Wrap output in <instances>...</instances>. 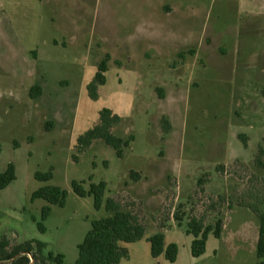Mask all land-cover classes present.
Masks as SVG:
<instances>
[{
	"label": "rangeland",
	"instance_id": "obj_1",
	"mask_svg": "<svg viewBox=\"0 0 264 264\" xmlns=\"http://www.w3.org/2000/svg\"><path fill=\"white\" fill-rule=\"evenodd\" d=\"M104 108L121 118L113 134L134 138L121 157L102 140L78 152ZM263 136L264 0H0V173L16 171L0 191V240L10 249L39 241L73 264L91 222L109 214L72 182L103 181L105 198L130 205L146 227L122 244L129 257L119 264H256L259 219L239 203L264 212ZM48 171L50 181L35 178ZM45 186L67 191L64 207L31 200ZM218 212L222 237L193 257L186 222L210 224ZM157 232L177 245L174 263L152 257Z\"/></svg>",
	"mask_w": 264,
	"mask_h": 264
},
{
	"label": "trees",
	"instance_id": "obj_2",
	"mask_svg": "<svg viewBox=\"0 0 264 264\" xmlns=\"http://www.w3.org/2000/svg\"><path fill=\"white\" fill-rule=\"evenodd\" d=\"M107 59L100 62L98 72L94 80L88 85V90L93 99L98 98V86L105 84ZM39 86H34L30 90L32 98L40 95ZM162 92V89H160ZM121 121V118L113 113L110 109L104 108L100 112V122L98 125L86 131L77 139L78 152L86 151L94 141L102 140L106 145L111 147L117 156L123 155V147L128 148L134 140L130 135L127 139L117 137L113 134L112 129ZM264 142V136H263ZM246 146V142L244 141ZM264 156L263 147L258 148L255 162L259 166H264L262 158ZM222 169V167H218ZM130 176L138 180L139 173L131 172ZM35 178L39 181L47 182L53 178L51 171L46 173H37ZM16 179V171L13 164H9L7 169L0 173V191L8 187ZM107 184L100 182L91 184L89 190H85L80 182L73 181L72 189L77 196H93L94 208H102L109 214L105 218L91 222V229L86 234L83 242L78 245V258L73 264H119V262L129 257L127 248L122 244L136 242L143 238L146 233V227L141 222L137 214L128 209V204L115 197L105 198ZM67 191L58 186H45L39 188L31 196V200H44L51 205L64 207L66 204ZM264 204V202H263ZM210 206V205H209ZM212 210L215 209L214 205ZM239 206H244L252 210L259 219V236L256 244V264H264V212L252 204H246L243 201ZM183 204H179L178 209L173 214L174 220L179 227L184 225L185 212L181 211ZM211 208V207H210ZM50 214V208L45 207L42 219L45 220ZM204 215L200 218L191 217L186 222L185 233L193 236L191 254L193 257H199L205 252L206 243L209 236L212 235L217 239L222 237L224 221L221 213L218 212L215 221L205 224ZM40 231L44 232L45 228L42 223H38ZM151 247V255L157 258L164 254L167 261L174 263L177 259L178 247L176 244H166L162 232H157L148 237ZM46 244L39 241H27L15 245L10 249V242L3 238L0 240V264H31L33 260L36 264H68L65 262L64 255H54L52 252L44 253Z\"/></svg>",
	"mask_w": 264,
	"mask_h": 264
},
{
	"label": "crops",
	"instance_id": "obj_3",
	"mask_svg": "<svg viewBox=\"0 0 264 264\" xmlns=\"http://www.w3.org/2000/svg\"><path fill=\"white\" fill-rule=\"evenodd\" d=\"M164 9H166V7L164 8ZM168 12H166L167 14H170V12H169V10L168 9H166Z\"/></svg>",
	"mask_w": 264,
	"mask_h": 264
},
{
	"label": "water",
	"instance_id": "obj_4",
	"mask_svg": "<svg viewBox=\"0 0 264 264\" xmlns=\"http://www.w3.org/2000/svg\"><path fill=\"white\" fill-rule=\"evenodd\" d=\"M32 262V261H31Z\"/></svg>",
	"mask_w": 264,
	"mask_h": 264
}]
</instances>
